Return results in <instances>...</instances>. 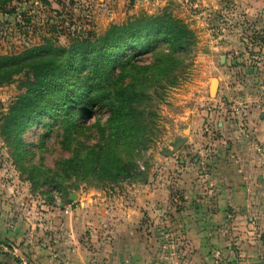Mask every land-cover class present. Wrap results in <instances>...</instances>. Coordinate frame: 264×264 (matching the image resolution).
I'll list each match as a JSON object with an SVG mask.
<instances>
[{"label": "rangeland", "instance_id": "rangeland-1", "mask_svg": "<svg viewBox=\"0 0 264 264\" xmlns=\"http://www.w3.org/2000/svg\"><path fill=\"white\" fill-rule=\"evenodd\" d=\"M142 16L179 20L193 44L164 88L161 79H149L156 54L118 60L116 87L132 81L149 96L141 104L144 144L109 139L117 165L126 168L119 175L103 167L105 152L95 155L96 144L109 148L101 130L106 111H97L82 132L43 114L22 128L25 113L15 105L33 96L26 87L33 75L24 68L0 83V219L18 223L32 242H46L49 223L73 212L85 218L86 247L97 244L104 264H207L197 252L202 242L191 236L198 217L214 214L206 160L213 148L224 149L233 121L245 132L241 109L264 102V0H0V56L68 48ZM133 63L148 67L149 76L138 72L145 79L136 74L145 85L133 81ZM123 216L130 225L117 230ZM214 227L227 233L223 223Z\"/></svg>", "mask_w": 264, "mask_h": 264}, {"label": "trees", "instance_id": "trees-1", "mask_svg": "<svg viewBox=\"0 0 264 264\" xmlns=\"http://www.w3.org/2000/svg\"><path fill=\"white\" fill-rule=\"evenodd\" d=\"M161 20V17L151 20L142 16L121 27L110 26L101 38L77 41L68 48H29L17 55L0 56V83L9 80L24 68L33 75L26 86L33 96H26L15 105L25 113L20 122L21 127L43 114L59 120L66 127L76 125L79 132H82L87 123L95 118L96 112L104 110L108 116L104 122L105 128L101 130L107 131L105 141L109 148L104 151L102 146L96 144L95 155L105 152L107 158L100 159L103 167L105 170L112 169L119 175L126 168L117 165V156L112 151L109 139L120 137L133 141L135 147H138L148 137L144 131V111L141 104L149 96H146L147 90L141 86L145 85V81L140 80L143 76L138 73L145 71V75L149 76L148 67L135 66L137 64L134 63L143 53L152 57L156 54L153 61L156 69L152 68V78L149 79H161L162 84L158 87L164 88L175 81L176 72L181 68L183 58L193 44L191 31L179 20ZM158 43L160 45L156 47ZM128 52L131 54L125 56ZM120 58H126L128 64L134 62L133 81L139 82L141 88L135 87L132 81L116 87ZM158 75L160 76L157 78ZM39 101L42 103L38 104ZM134 118L138 124L132 123ZM113 129L115 134H108ZM70 137L74 138L73 135Z\"/></svg>", "mask_w": 264, "mask_h": 264}, {"label": "crops", "instance_id": "crops-1", "mask_svg": "<svg viewBox=\"0 0 264 264\" xmlns=\"http://www.w3.org/2000/svg\"><path fill=\"white\" fill-rule=\"evenodd\" d=\"M239 115L244 117L245 132L233 121L224 149L213 148L211 160H206L207 191L213 198L209 212H230L226 217L208 213L195 222L199 226L192 232V241L202 242L197 252L208 259L207 264H218L217 258L227 255L229 264H264V102L245 106ZM60 217L49 223L52 235L46 242H32L18 223L0 219V264H104L97 244L93 245L96 250L86 247L82 236L85 218L73 212ZM126 221L124 216L117 218V230L129 226ZM222 223L227 226L226 234L214 227Z\"/></svg>", "mask_w": 264, "mask_h": 264}, {"label": "water", "instance_id": "water-1", "mask_svg": "<svg viewBox=\"0 0 264 264\" xmlns=\"http://www.w3.org/2000/svg\"><path fill=\"white\" fill-rule=\"evenodd\" d=\"M212 81L213 82H216V80L213 78L212 80H211V84H210V86H209V93L210 94H213L214 93V91H215V87H216V83H213L212 84ZM183 142V140H180L179 142H178V144H181Z\"/></svg>", "mask_w": 264, "mask_h": 264}, {"label": "built area", "instance_id": "built-area-1", "mask_svg": "<svg viewBox=\"0 0 264 264\" xmlns=\"http://www.w3.org/2000/svg\"><path fill=\"white\" fill-rule=\"evenodd\" d=\"M251 141L253 142V145H254V147L256 148V150H258L259 148H258V146H257V143H256V141H255V140H253L252 138H251Z\"/></svg>", "mask_w": 264, "mask_h": 264}, {"label": "bare ground", "instance_id": "bare-ground-1", "mask_svg": "<svg viewBox=\"0 0 264 264\" xmlns=\"http://www.w3.org/2000/svg\"><path fill=\"white\" fill-rule=\"evenodd\" d=\"M213 83H216V82H213V81H212V84H213Z\"/></svg>", "mask_w": 264, "mask_h": 264}]
</instances>
